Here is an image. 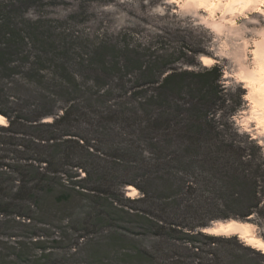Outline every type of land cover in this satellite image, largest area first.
Here are the masks:
<instances>
[{"label":"rangeland","instance_id":"1","mask_svg":"<svg viewBox=\"0 0 264 264\" xmlns=\"http://www.w3.org/2000/svg\"><path fill=\"white\" fill-rule=\"evenodd\" d=\"M202 58L210 59L207 67ZM215 66L211 75L203 70ZM167 68L199 74L184 81L182 94L166 93L144 109L118 87L121 75L131 80ZM73 77L82 82L79 93ZM96 90L109 92L104 106L118 105L128 115H167L173 135L165 156L172 161L173 179L152 206H158L159 219L180 233L240 222L251 225L247 239L264 241V217L260 228L235 216L212 221L206 200L212 188L189 185L206 176L232 194L247 193L251 169L231 170V147L240 146L264 163V0H0V110L33 117L64 109L69 101L88 110L93 100L85 95L97 96ZM182 124L185 131L178 128ZM7 125L5 118L0 126ZM81 128L100 149L102 127ZM129 128L107 127L144 147L137 127ZM259 181L264 207V180ZM125 191L130 200L140 197L132 187ZM49 203L41 210L32 207L26 216L31 221L0 216V264H149L142 250L152 248L153 231L144 219L115 215L113 221L87 224L73 218V206ZM159 205L169 206L164 212ZM122 206L126 212L148 210V205L127 201ZM178 236L171 244L181 251L173 241Z\"/></svg>","mask_w":264,"mask_h":264},{"label":"trees","instance_id":"2","mask_svg":"<svg viewBox=\"0 0 264 264\" xmlns=\"http://www.w3.org/2000/svg\"><path fill=\"white\" fill-rule=\"evenodd\" d=\"M125 68L119 66L120 71ZM203 70L211 75L217 67ZM198 74L170 68L157 73L143 72L131 80H125L124 74L118 79V87L125 91V98L144 109L164 99L166 93L172 96L182 94L184 81ZM71 81L75 93L81 92L82 82L74 77ZM213 84L210 87L214 94H218V88ZM59 86L71 90L66 82L59 83ZM96 92L97 96L93 93L85 95L90 101L92 97L94 103L91 102L88 110L72 101L64 109L48 110L33 117L23 113L10 116L8 111L0 110V115L8 121L7 126H0V216L31 221L26 216L33 211L32 207L41 210L51 202L62 208L73 206V218L87 224L113 221L115 215L140 217L151 224L150 231H153L152 248L142 250L149 264H264V253L245 246L237 236H214L192 228L181 232V238L176 226L173 228L156 216L154 211L158 206H152L156 204L157 195L173 179L170 172L172 161L165 156L169 138L173 135L167 115L149 111L128 115L127 110L119 111L118 105L104 106L109 92ZM111 123L129 129L136 126L144 147L107 129ZM89 126L102 127L98 134L100 149L82 135L81 127ZM186 127L182 124L178 128L185 131ZM180 138L184 137L180 135ZM231 149V170L244 173L245 168L251 169L248 177L251 188L247 193L232 194L220 181H210L206 176L196 178L189 185L202 184L212 188L209 198L206 197L212 209L210 220L235 216L233 218L250 221L260 228L264 207L259 180H264V163L246 155L240 146ZM242 175L246 180L247 176ZM127 187L138 190L140 197L127 198ZM126 201L148 205V210L137 208L126 212L122 206ZM168 206L159 205V208L166 212ZM200 227L205 228L206 224ZM176 233L180 236L173 241L182 246L181 251L171 244Z\"/></svg>","mask_w":264,"mask_h":264},{"label":"bare ground","instance_id":"3","mask_svg":"<svg viewBox=\"0 0 264 264\" xmlns=\"http://www.w3.org/2000/svg\"><path fill=\"white\" fill-rule=\"evenodd\" d=\"M201 62L203 65L207 67L210 63V59L202 58ZM3 121H5V118L0 115V124L3 123ZM250 226L251 225L243 224L240 222L237 223L235 221H229L227 223H221L213 229H205L204 232H207V234L214 235V236L219 235V236H224V237H227V236L240 237L241 239H245L244 241L249 242L248 245H251L252 247L257 249L259 252L264 253V241H260L258 239H252V238H250V240L247 239V235L249 232L248 229Z\"/></svg>","mask_w":264,"mask_h":264}]
</instances>
